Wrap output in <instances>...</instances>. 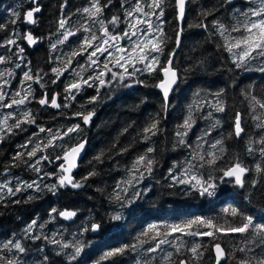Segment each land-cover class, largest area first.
<instances>
[{
    "label": "trees",
    "instance_id": "1",
    "mask_svg": "<svg viewBox=\"0 0 264 264\" xmlns=\"http://www.w3.org/2000/svg\"><path fill=\"white\" fill-rule=\"evenodd\" d=\"M38 3L41 11L34 15L36 23L29 24L24 19V12L32 8V0H0V24L4 25L0 28V45H4L0 46V56L5 58V62L0 63V73L3 74L0 77V94L4 97L0 100V118L3 117L0 124V184L6 182V186L0 189V243L19 240L26 250L25 253H18L13 249L11 252H0V255L17 261V264H67L64 256L56 254L60 248L49 242L53 238L69 243L77 239L91 241L74 264H178L181 259L188 260V264H213L212 249L215 243H220L227 253L221 264H239L242 258L251 259L264 254V241L250 233H217L215 240L207 236H180L179 240L169 236V243L150 253L147 249L156 244L151 239L155 235L153 232L143 237L148 243L135 251L129 250L110 260L102 259L111 249L135 244L141 233L151 225H157L163 231L166 224L181 223L196 217L211 219L225 227L239 224L241 218L225 213L227 208L236 207L240 212L251 215L255 223H264V174L255 171L257 164L264 166V157L260 155L259 143L252 144L253 152L248 151L250 140L258 141L264 136V129L257 127L258 123H264V109L256 106L253 111L250 100L251 95L264 99V71H260L264 68V57L259 55V50L253 52L247 63L237 68L233 53L238 54L240 49L230 53L224 48L225 37L231 40L244 35V26L257 18L251 16V10H258L261 0H186L185 15L180 25L183 28L182 42L178 48L175 42L177 9L174 0H165L161 27L165 36L171 39L164 45V54L160 59L164 63L169 53L176 49L172 66L179 75L177 85L169 94L166 111L162 109V95L153 87L160 80L159 71L149 74L143 71V64L136 63L135 67L141 71L134 78L126 74L122 82L119 77L113 78V72L121 73L124 68L115 66L114 42L110 40L108 45L103 44V39L108 37L103 36L98 20L94 22L83 13L82 9L90 6V0H38ZM101 3L105 4L107 0H101ZM148 3L151 0H142V4ZM62 4L63 9L60 7ZM134 7L135 0H111L99 19L105 21L104 27L112 35L120 36L126 30L130 33L132 30L128 24L135 20L132 17L126 20L125 13ZM13 11L21 13V16H12ZM145 11L151 13L152 10L145 8ZM206 12L210 14L205 16ZM136 15L139 14L134 13ZM113 16L120 17V22L107 23ZM63 17L67 18L68 23L65 29L58 32L57 22ZM151 19L154 24H159L155 16ZM214 21L228 29L224 36L220 35ZM201 24L206 27L197 26ZM233 26L241 31L232 32ZM84 28L89 31H84ZM146 28V25L140 26L141 31ZM65 30L75 35L62 44L57 43L58 39L63 38L60 33ZM25 32L38 38L31 48L21 38ZM93 34L101 39L93 40V46L82 51V42ZM8 39L16 40V44L5 45ZM140 39V32H137L131 39L121 38L120 46L131 49L133 42ZM53 44H56L54 49ZM102 46L107 51L97 52L92 58L96 63L92 64L90 53ZM19 48L24 49L22 54ZM73 52L80 54L72 57ZM70 58L72 62L65 68ZM53 68L62 70L59 79L52 72ZM126 68L128 72L133 71L129 64ZM189 68L193 70L186 71ZM29 69L33 74L39 72L42 79L40 83L28 81L21 85L23 73ZM102 71L105 75L101 78L109 82L104 85H100L96 79ZM53 80H56L55 84ZM81 80H88L93 86L82 83L79 90L65 91L68 85ZM134 80H143L147 86L134 83ZM29 84L31 95L24 104L12 105L11 108L3 106L10 104L13 98H23ZM126 84L132 86L126 87ZM220 90H223L219 99L225 105L224 112H217L212 106L216 101L213 94ZM17 92H20V96L15 95ZM45 94L49 100L55 95L60 107L40 105L38 101ZM94 96L97 100L89 103ZM89 111L94 115L85 124L76 113L86 114ZM189 112L192 127L184 129L180 126ZM236 112L242 115L244 131L240 137L234 135L233 129ZM25 113H30L34 122L14 127L17 120L25 119ZM153 120L159 121L158 131L155 135L147 134L148 138L145 139L143 129ZM76 124L80 125L79 130L63 135ZM41 128L46 131L41 132ZM49 129L50 132L47 131ZM185 131V143L181 145L177 132ZM53 136L60 139L44 148L43 145ZM83 139L86 142L84 154L71 174L74 181L82 183V187L66 186L58 187L55 193L49 191V187L56 184L61 175L58 171L60 162H54V159ZM217 140L223 141V153H220L219 146L217 149L211 147ZM37 146L41 150L29 158L27 153ZM148 148L153 151L149 153ZM208 152H216L221 157L216 165L209 166L199 160V155L208 159ZM140 155L154 161L152 172L148 173L141 166L143 178L136 173L137 179L132 181L134 186L129 187L124 182L132 179L130 170ZM44 156L48 159H40ZM97 156H101V159H95ZM237 161L251 169L244 178L243 188L218 179L222 176L220 169ZM29 165L40 171H34ZM188 169L190 171H186ZM90 172L96 174L84 180ZM209 174L217 178L215 183L218 185L217 194L212 197H202L192 190L190 184L175 183L172 179L173 176L189 181L193 176L207 179ZM253 180L256 181L255 187ZM33 181L36 182L33 188L24 186ZM118 182L122 189H128L121 195L132 200L131 204L127 200L114 199V190L119 191L116 187ZM36 185L39 186L38 191ZM17 187L22 190L16 192ZM9 189H12L11 193ZM137 192L140 193L139 197L135 195ZM53 208L58 211L75 210L77 215L66 222L55 213L49 215ZM117 213L122 219L111 220L110 217ZM33 220L37 223L31 229V234L26 235L23 230ZM92 222H101L102 229L81 236V231L90 227ZM209 230L199 228L201 232ZM35 236L41 238L33 239ZM249 240L253 243H246ZM181 241L183 246L178 254L176 245ZM195 244L202 246L200 251L203 256L199 259H192V254L187 251ZM241 247L251 248V251L239 252ZM45 256L48 257L47 262L44 261ZM0 264H5V261L0 260Z\"/></svg>",
    "mask_w": 264,
    "mask_h": 264
},
{
    "label": "snow or ice",
    "instance_id": "2",
    "mask_svg": "<svg viewBox=\"0 0 264 264\" xmlns=\"http://www.w3.org/2000/svg\"><path fill=\"white\" fill-rule=\"evenodd\" d=\"M164 2L165 0H151V3L148 4H142V0H135V7L131 11H127L125 13V19L127 20L129 17H132L135 22H129L128 28L132 31L129 33L128 30L124 31L122 35H112L109 33L108 29L104 27L105 21L102 19H99V16L102 14L103 9L108 6V4H111V0H107V3L102 4L101 0H90V6L85 7L82 9L83 13L88 15V18L90 20H93L98 22L101 25L103 36L108 37V39H103V44L108 45L109 40L111 41H117L121 38H129L135 37L137 35V32H140L141 39L138 41H134L132 44L131 49H125L122 46H116L117 52L121 53H127V57L125 55H121L118 60H116V66L124 68V65L121 64V61H124L125 63L129 64V66L132 67L133 71L128 72L127 68H124V71L121 73L113 72L112 76L113 78L119 77V80L122 82L125 80V74L129 78H134L136 73L141 71V69H137L135 67V63H141L144 65L143 71L148 72L149 74H152L154 72H161L163 74V79L159 80V82L153 87H157L162 91L163 94V104L162 109L167 110L168 107V98L170 92L173 90V86L177 85L179 80L178 72L173 68V58L175 55L176 49H173L171 53L168 55V59L166 63H162L160 56L164 54V45L167 43V40L171 39L170 37H166L165 33L163 31V28L161 25L164 23V21L161 19V17L164 15ZM32 4L35 5V7L30 8L26 14H24V19L29 24L36 23V20L34 19V14L39 13L41 11V7L39 6L38 0H32ZM175 8L177 9V18L179 20H183L185 15V5L186 0H174ZM61 9L64 8V5L62 4ZM145 8L151 9V13L148 11H145ZM157 10L158 13H157ZM79 11V10H78ZM135 14H139L134 16ZM210 13H204V15H209ZM12 16L19 18L21 16V13L13 11L11 13ZM155 16L156 20L159 21V24H154L151 17ZM251 16L254 17H261L256 21H251L248 24L244 26L243 31L247 33V35H241L238 38H231L229 40L228 37H225L226 43L224 45V48L226 51L233 53L234 49H240V52L238 54H234V63L236 64L237 68L243 67L246 63L248 58L251 56L253 52H257L259 50V55L264 57V0H261V7L259 10H251ZM143 17H147L146 19ZM15 23V20L12 21ZM120 22V17L113 16L111 20L107 21V23L110 24H117ZM58 29L59 32L61 29H65V25L68 23V20L66 17L60 18L58 20ZM214 26L218 28L220 31V35L224 36V33L228 31V29L225 28L223 24H220L217 21L213 22ZM146 25L147 28L144 31H141L140 26ZM200 27H206V25H197ZM4 25L0 24V28H3ZM84 31H89L88 28H84ZM232 32H240L241 29L239 27L233 26L231 28ZM156 35H153V34ZM183 33V28H178L175 35V42L177 48L180 46L182 40L181 36ZM60 35L63 37L62 39H58L57 43H64L65 40H67L70 36L75 35L74 32L71 31H63L60 33ZM145 37H148L147 39H144ZM22 39H25L28 43V45H34L37 43L38 38L34 37L30 32L27 34H24ZM101 39L100 37H97L95 34L91 36V38L86 37L85 40L82 42L81 50L84 51L88 47H92V41ZM5 45H14L16 44V40L14 39H8L4 42ZM4 46V45H0ZM19 47V46H17ZM56 47V44L52 45V48L54 49ZM107 49L96 47L94 51H92L89 55V59L91 60L92 64L96 63V60L92 59L96 56L97 52H106ZM24 52L23 48H19V53L22 54ZM80 52H73L71 54L72 57H75L79 55ZM111 55V53H109ZM21 60H23V56L21 55ZM5 58L0 56V63H4ZM71 58L67 61V64H65V68H67L68 64H71ZM202 67V64H200ZM17 67H20L19 64H17ZM105 68H107V64L104 65ZM195 67V66H193ZM192 68L187 69L186 71H192ZM60 69L53 68L52 72L56 74L57 79H59V76L61 74ZM260 71H264V68H261ZM2 73H0V77H2ZM11 75V73H9ZM78 75V74H77ZM105 75V72H100L96 79L99 81L100 85H104L106 83H109L108 81H105L101 77ZM42 77L39 72L36 74H33L31 70L25 71L23 73V79L21 80V85H24L28 81H33L35 83H40ZM134 83L137 84H145V81L143 80H134ZM7 83V81H5ZM53 84L56 83V80L52 81ZM87 84L89 87H92V84L88 83V80H81L78 82H73L70 85H68L65 89L66 92H71L72 90H79L81 87V84ZM126 87H131V84L124 85ZM43 87V85H41ZM16 96H20V92H17L15 94ZM31 95V85H28L27 91L23 98L21 99H15L13 98L11 100L10 104H5L3 106L11 108L12 105H22L25 103L26 100H28L29 96ZM199 95V93H197ZM216 97L215 103L212 105L217 112H224L225 111V105L221 102L219 99L223 95V90H220L219 92H216L213 94ZM248 94L246 93V96ZM4 97L2 94H0V100H3ZM97 100V97H92L89 101V103H93ZM250 100L253 106V111H255V107L258 106L260 109H264V99L257 98L256 95H251ZM39 104L43 105H50L54 108H59L60 105L57 103V97L55 95L51 96L50 100L45 94L44 98H41L38 101ZM67 107V105H64ZM25 119L23 121L17 120L14 127H20L21 123H33L34 120L31 118L30 113H25ZM76 115L80 116L85 124H88L90 122L91 117L94 115V112L89 111L86 114L85 113H76ZM211 115V113H209ZM255 119H259V117H254ZM7 119V118H6ZM158 120H153L147 127L143 129L145 135V139L148 138L147 134L155 135L156 131H158ZM217 124L219 121L216 122ZM180 127L184 129H190L192 127V116L191 112H189L188 117L184 120L183 125ZM215 127V125H213ZM258 128L264 129V123H258ZM80 125L76 124L73 127H70L67 129V131L63 135H68L69 133L75 132L79 130ZM11 131V129H9ZM41 132L46 131L44 128L40 129ZM47 131H51L50 129ZM124 131H127L125 129ZM244 128L242 127V115L240 112L235 113V120H234V135L236 137H240L243 133ZM187 135V132H177V136L181 137L179 140V143L183 145L185 143L183 136ZM57 139H60L59 136H53L47 144L43 145L44 148H47L53 144V142ZM30 142V141H29ZM259 143L260 148L259 152L262 157H264V136H261V138L258 141H249L248 151L249 153L253 152L255 149H253L252 144ZM85 146L84 142H81L75 146L69 147L67 150L64 151L63 156L60 155L56 156V160H63L64 163H61L59 166L58 171L61 173V175L57 178V183L53 184L49 187V191L55 193L58 187H66L71 186L72 188H79L82 187L81 182L74 181L70 175L71 169L76 167V158L79 156L80 152L83 150ZM219 146L220 153L224 152L223 147V141L217 140L214 144L211 145L213 149H217ZM23 147H27V145H24ZM41 150L40 146H37L32 151H29L27 153L29 158H32L36 156V153ZM127 149H124L126 151ZM147 151L150 153L153 151L152 148H148ZM19 155V154H17ZM103 153H101V156ZM101 156H97L95 159L100 160ZM207 156L208 159L205 158L204 155H199V160L203 163H206L209 166H214L217 163V160H219L221 157L216 154V152H208ZM40 159L47 160L48 157L44 156ZM37 163H39V160H37ZM154 161L152 159H149L146 157V155H140L138 156L131 168V172L133 173L132 179L125 181L124 183H127L129 187H133V180H136V173L140 174V178H143V172H141V166H143L144 170L148 173L152 172V165ZM65 164H67V167H65ZM30 167H33L34 171L39 172V168H35L32 165H29ZM171 169L169 172L171 173ZM190 171V169L186 170ZM222 171V176H220L218 179L221 182H229L234 183L235 186L243 188L245 185V176L248 172L251 171V169L245 167L242 165L241 162L237 161L230 166L220 169ZM256 173H262L264 174V166L261 164H257L255 166ZM95 172H90L88 176L84 177V180H87L89 177L95 175ZM227 178V179H226ZM173 181L175 183L179 184H190L193 191L199 192L200 196H208L212 197L217 194L216 189L218 185L215 183L216 177H213L211 174H209L208 178H202L198 176H193L192 180L189 181L187 179H177L175 176L172 177ZM35 181H33L30 184H25L24 186L27 188H33L35 185ZM253 187L256 185V181H252ZM5 185H0V187H4ZM117 189L119 191L114 190L113 196L116 201H123L127 200L125 196L121 195V192L126 193L128 191L127 188H121L120 183H117ZM22 189L20 187H17L15 189L16 192L21 191ZM36 190H39V186L36 185ZM9 192H12V189H9ZM136 197L140 196V193H135ZM2 199V197H0ZM31 199V197H29ZM247 199V197H245ZM127 203L131 204L132 200H127ZM124 206L123 204L121 205ZM225 213L231 215L232 217H240L241 222L237 225H228L224 226L221 224H218L214 222L211 219H205L202 217H196L194 219H189L186 221H183L181 223H174V224H166L163 226L164 229L161 231L157 225H151L149 228H147L143 233H141V236L137 238V242L132 245H125L121 247H117L114 249H111L107 251L104 256L102 257L103 260H110L114 257L120 256L125 254L127 251L132 250L135 251L137 247L148 243V240L143 239V237H148L151 233L155 232V235L151 237L152 240L156 241L155 247H149L147 249L148 252L153 253L155 252L162 244L169 243V240L167 239L169 236H174L177 240L180 239V236H207L211 237L214 240L217 238L216 234H252L254 237H259L262 241H264V223H255L254 218L251 215H246L242 212H240L236 207L227 208L224 210ZM55 213L59 217L63 219H71L72 217H75L77 215V212L75 210H63L58 211L56 208L51 209L49 215L52 216V214ZM111 220L119 221L122 219V216L117 213L110 217ZM36 221L33 220L30 224L27 225V227L23 230L26 235L31 234V229L36 225ZM43 227V225H41ZM103 225L101 222H92L90 227H85L80 235L83 236L85 233L91 231L93 233L98 232L102 229ZM200 227H204L207 229H210L209 231H199ZM195 229V230H194ZM162 237V238H160ZM40 236H35L33 239H40ZM45 239H48L45 237ZM52 244L57 245L60 248V251H58L56 254L58 256H64L67 260V264H74V262H77L78 257L81 256V254L85 251V248L88 247L91 244L90 240H75L73 243L69 242H62L56 239H51L49 241ZM246 243L251 244L253 243L252 240L247 241ZM183 246V242L181 241L180 244L176 245V251L179 254L181 247ZM200 244H195L194 246L187 249L188 252L192 254V259H199L201 256H203V252L200 251L201 249ZM214 251H215V264H221L222 260L227 256V253L225 249L221 246L220 243H215L213 245ZM15 250L18 253H25V248L21 244L19 240H8L7 242L0 243V252L8 251L11 252L12 250ZM67 249H71V251H65ZM239 252H248L251 251V248L241 247L238 249ZM0 260L5 261V264H17V261L13 259H8L3 255H0ZM44 261H48V257H44ZM139 264V262H138ZM178 264H188V260L181 259L178 261ZM239 264H264V254L259 256H253V258H242L239 260Z\"/></svg>",
    "mask_w": 264,
    "mask_h": 264
},
{
    "label": "water",
    "instance_id": "3",
    "mask_svg": "<svg viewBox=\"0 0 264 264\" xmlns=\"http://www.w3.org/2000/svg\"><path fill=\"white\" fill-rule=\"evenodd\" d=\"M28 10H26L25 12H24V14H26V12H27ZM35 14H37V13H35ZM34 14V15H35ZM181 21L182 20H179V19H177V22H178V28H180V25H181ZM28 32H25V34H27ZM23 41H24V43L29 47V48H31V47H33L34 45H28V43H27V41L25 40V39H23ZM168 59V58H167ZM167 62V60L164 62V63H166ZM163 79V74L160 72V80H162ZM159 82V81H158ZM157 82V83H158ZM175 87V85L173 86V88ZM156 89L160 92V94L162 95V97H163V94H162V91L159 89V88H157L156 87ZM41 105V104H40ZM233 129H234V126H233ZM81 142H84L85 143V146H86V142H85V139H83V140H81V141H79V142H77V143H75V144H73L72 146H75V145H77V144H79V143H81ZM85 146H84V148H83V150L80 152V154H79V156L76 158V161H75V163H76V167H74V168H72L71 169V172H70V175L72 174V172L77 168V165H78V162H79V160L81 159V157L83 156V154H84V151H85ZM71 147V146H70ZM69 148V147H68ZM67 148V149H68ZM66 149V150H67ZM64 153V152H63ZM63 153H61V157L63 156ZM60 162L59 163V166H60V164L61 163H64V161L63 160H56V158L54 159V162ZM65 167H67V164H65ZM63 210H66V209H62V210H60V211H63ZM59 217V216H58ZM59 219H61V220H63V221H66V222H70V221H72L73 219H74V217H72L71 219H63V218H61V217H59ZM212 254H213V264H215V251H214V248L212 249Z\"/></svg>",
    "mask_w": 264,
    "mask_h": 264
},
{
    "label": "rangeland",
    "instance_id": "4",
    "mask_svg": "<svg viewBox=\"0 0 264 264\" xmlns=\"http://www.w3.org/2000/svg\"><path fill=\"white\" fill-rule=\"evenodd\" d=\"M260 7H261V5L259 6V9H260ZM258 9V10H259ZM259 18H261V17H257V18H255L253 21H256V20H258ZM244 35H247V33L246 32H244ZM110 41V40H109ZM121 39H119V40H117V41H113L112 43H113V45L114 46H112V48L114 49V55H115V64H116V60H118L119 59V57L121 56V55H125V57H127V53H121V52H117V50H116V46H120V44H121ZM122 45V44H121ZM100 48H103V46L102 47H100ZM240 51H238V53H239ZM121 64H123L124 65V68H126V66H127V63H125L124 61H121ZM135 65H136V63H135ZM116 66V65H115ZM118 68H121V67H118ZM1 122H3V117H1L0 118V124H1ZM0 185H5L6 186V182L4 181V182H2ZM4 186V187H5ZM2 187H0V189H1ZM8 240H6V241H4V242H7ZM4 242H1V243H4Z\"/></svg>",
    "mask_w": 264,
    "mask_h": 264
},
{
    "label": "flooded vegetation",
    "instance_id": "5",
    "mask_svg": "<svg viewBox=\"0 0 264 264\" xmlns=\"http://www.w3.org/2000/svg\"><path fill=\"white\" fill-rule=\"evenodd\" d=\"M34 6H35V5H33V4H32V6H31V7H34Z\"/></svg>",
    "mask_w": 264,
    "mask_h": 264
}]
</instances>
